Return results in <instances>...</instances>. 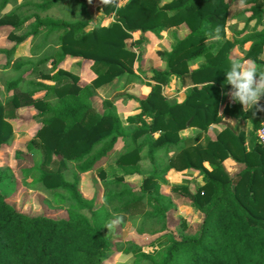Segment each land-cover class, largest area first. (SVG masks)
I'll return each instance as SVG.
<instances>
[{"label":"trees","instance_id":"trees-1","mask_svg":"<svg viewBox=\"0 0 264 264\" xmlns=\"http://www.w3.org/2000/svg\"><path fill=\"white\" fill-rule=\"evenodd\" d=\"M64 1L0 0V11L15 2L0 16V28H10L15 42L44 36L31 57L14 62L16 48L6 52V68L13 66L22 75L7 84L6 92L13 95L0 100V154L14 145L12 120L19 110L34 108L41 122L27 150L38 151L41 162L25 169L24 180L31 179L29 186L50 193L68 211V218L62 219L19 212L1 190L14 175L0 166V264H104L111 245L106 224L143 205L147 211L140 232L157 234L155 223L168 244L155 254L139 251L135 264H264V148L257 140L264 112L254 115V109L244 110L228 100L231 86L225 75L233 61L254 60L264 70V0H243L248 8L241 11L229 0H173L163 6V0H112L102 10L113 20L89 31L88 0H67L80 9L72 20L46 14ZM232 18L245 21V27L237 33L239 38L230 40ZM252 22L254 31L248 32ZM183 25L188 34L176 36L171 50L157 51L167 68L153 70L148 96L137 99L143 123L128 129L112 100L98 101L100 90L125 75H136L137 51L128 45L132 33L160 36ZM24 27L25 34H14ZM217 28L219 41L209 35ZM132 44L139 48L143 37ZM237 47L244 58H232ZM68 58L78 61L82 71L89 66L94 74L90 82L60 67ZM172 77L188 87L182 102L163 93ZM225 118L249 122L252 130L236 132L225 126L208 136ZM190 128L199 132L182 137ZM120 143L124 153L117 163L123 175L107 182L104 203L98 206L80 190L81 175L94 171ZM228 159L243 166L233 177L225 167ZM172 171L202 177L195 191L173 188L184 192L202 214L196 234H187L185 223H173L174 202L163 194ZM100 174L106 179L103 171ZM129 176L142 177V184L130 186L125 181Z\"/></svg>","mask_w":264,"mask_h":264},{"label":"rangeland","instance_id":"rangeland-1","mask_svg":"<svg viewBox=\"0 0 264 264\" xmlns=\"http://www.w3.org/2000/svg\"><path fill=\"white\" fill-rule=\"evenodd\" d=\"M127 1L128 0H121L120 4H124ZM171 1L173 0H163L160 6L168 4ZM229 1H235V11L248 8V6L241 4L240 0ZM19 3H23V1ZM14 5L15 2L0 11V16L9 13ZM78 12H80V9L76 7V5H68L67 0H65L58 8L52 9L46 14L57 19L72 20L76 18ZM250 16L251 14L247 15V17ZM89 19L92 27L98 24L108 25L110 23L108 20L103 19V15L96 14L95 12H92V15L89 14ZM240 27H245V21L232 18L228 23L227 34L233 36L235 32L239 31ZM254 27L255 22H252L248 28V32H253ZM175 29L179 30L177 31ZM261 29V26L258 27V30ZM172 30H175V33H173ZM10 32V28H0V100L2 101H5L8 97L13 95L12 92H6L8 82L22 75V72H16L13 66L6 68L8 59L6 52L13 47L16 48L13 57L14 62L23 57H30L31 50L33 49L32 47L39 46L43 42L42 39H44V36L36 38L29 37L26 41L17 43L11 38ZM25 32L26 28L24 27L16 30L14 34L20 36L25 34ZM188 32V27L183 25L179 28L163 31L160 36L154 33H147L148 35L143 34L141 31L132 33L131 38L128 40V45L137 51L138 60L136 61L135 67L136 75H125L111 86L104 87L100 90L101 97L98 99L99 102L103 99L112 100L118 107L120 115L128 129L134 130L143 123V118L140 116L141 109L139 108L137 99H145L148 96L151 86L154 85V82L151 80L153 70H165L167 68L166 62L158 56L157 51L160 49H165L167 51L171 50L172 46L176 44L175 37L178 36L183 38ZM141 37H143V44L138 48V46L132 43H135ZM60 67L80 74L82 78L88 82H90L94 76L89 66L85 67L82 71L78 61L70 58L62 62ZM34 78L35 76L28 77V79ZM177 81H173L172 78L170 88L167 89V85L163 88V93L169 99L172 97L171 100L176 102L181 99L180 92L181 88H183H180L181 84ZM187 92L188 89L186 93ZM34 111L35 109L31 107L21 108L18 118L12 120V125L15 130V142L12 148L0 154V166L4 169H11L14 177L4 182L1 190L7 201L23 214L29 216H46L54 219L68 218L67 206L65 204L57 202L56 198L46 191L33 189L29 186L32 182L31 179L27 182L24 180L25 169L38 166L41 162V154L38 151L30 152L27 150V144L35 137L39 129V123L41 122L40 118L33 116L32 113ZM145 119L149 122L151 121L148 117H145ZM225 126L233 128L236 132H239L243 128H249L243 123H238L230 119L224 120L218 128L222 129ZM194 134L195 132L186 134V132L183 131L182 137L192 136ZM207 135L211 137L215 136L212 128H210ZM122 146V143L118 144L114 152L102 160L94 171L81 175L79 184L80 190L86 198L95 200L98 206L104 203L105 195L108 191L106 186L107 182L113 181L115 177L123 175V171L117 163L119 155L124 153ZM225 167L232 177L243 168L242 165L237 166L232 161H226ZM101 171L104 172L106 179L101 176ZM167 179L169 184L163 186V194L166 197L172 198L174 202L176 210L173 215V223H185L188 226L186 230L184 229L185 232L191 235L196 234L203 216L191 206V201L185 196L184 192H175L173 188L176 186H187L191 188L192 191H195L198 184H203L202 177L196 172L179 174L178 172L172 171L167 175ZM125 181L130 186L135 187L142 184L143 178L139 176H129L125 178ZM146 211L147 206L143 205L134 213L119 214L116 217L122 218L120 226L109 230L105 227V232L110 239L111 245L104 264H135V255L139 251L155 254L168 244V237L165 232H161L159 230L160 226L155 223H153V229L157 230V234L145 235L140 232L143 226V214ZM84 213L91 216L88 210L84 211ZM114 218L110 219V221ZM148 230L147 227V231Z\"/></svg>","mask_w":264,"mask_h":264},{"label":"clouds","instance_id":"clouds-1","mask_svg":"<svg viewBox=\"0 0 264 264\" xmlns=\"http://www.w3.org/2000/svg\"><path fill=\"white\" fill-rule=\"evenodd\" d=\"M88 2L91 4L92 0ZM100 2L107 5L112 0H100ZM242 3L243 0H241ZM209 35L211 39L219 41V28ZM225 75L227 84L231 86L228 93L231 101L241 104L244 110L254 109V115L257 112H264V106L260 105L261 100L264 99V70L252 61L244 63L233 61L230 70ZM121 223L122 218L116 217L106 225V228L114 229Z\"/></svg>","mask_w":264,"mask_h":264},{"label":"crops","instance_id":"crops-1","mask_svg":"<svg viewBox=\"0 0 264 264\" xmlns=\"http://www.w3.org/2000/svg\"><path fill=\"white\" fill-rule=\"evenodd\" d=\"M119 2L121 1V0H118ZM102 6H103V4L100 2V0H92V2H91V4L89 3V9H88V12H89V14H91L92 15V12H95L96 14H100V15H103V19H106V20H108V22H111L112 20H113V18H108L107 16H106V14L103 12V10H102ZM97 18V17H96ZM90 27H92V25H90L89 26V30H92L94 27H92V28H90ZM244 28H242V27H240L239 28V31H237V32H235V34L233 35V36H230L229 34H228V38L230 39V40H233L235 37H240V36H237V33L238 32H240V31H242ZM175 30H179V29H175ZM175 30H172V32L173 33H175ZM148 35V34H147ZM250 46H251V43H248V44H246L245 45V49L246 50H248L249 48H250ZM33 48V47H32ZM244 56H245V54H244V52H242V50H240L238 47L233 51V53H232V58L233 59H242V58H244ZM31 57V56H30ZM247 61H252V62H254L257 66H258V63L256 62V61H254V60H245L244 62H247ZM263 68H264V65L262 66ZM195 68V67H194ZM84 70V69H83ZM93 78V77H92ZM173 78V81L175 80V82L178 80V79H176L175 77H172ZM172 78L170 79V81H169V83L167 84V86H166V88L168 89V88H170V86H171V81H172ZM179 84H181V82L178 80L177 81ZM182 87V85L180 86V88ZM187 87H183V88H181V92H180V100L178 101V102H181V101H184L185 100V98H186V95H187V93H186V91H187ZM172 98V97H171ZM171 98H170V100H171ZM228 100H230V97H228ZM263 105H264V102H263ZM33 116H35L36 115V111H34L33 113ZM263 116V115H262ZM227 119H230V118H225L224 120L226 121ZM231 120V119H230ZM233 121V120H232ZM243 124H245V125H247L249 128H247V131H248V133L252 130V125L249 123V122H247V123H243ZM221 126V124L220 125H213L211 128H212V130H213V132H214V134L215 135H217V134H219L220 132H221V130L223 129H219L218 127H220ZM217 128H218V130H217ZM184 132H186V134L187 133H189V132H195V134H197L198 132H199V129H197V128H190V129H187V130H185ZM197 132V133H196ZM194 134V135H195ZM194 135H192V136H194ZM192 136H187V137H184V138H188V137H192ZM227 161H232L235 165H240V164H238V163H236V162H234L233 160H227ZM175 172V171H174ZM180 174V173H179ZM88 199V198H87Z\"/></svg>","mask_w":264,"mask_h":264},{"label":"built area","instance_id":"built-area-1","mask_svg":"<svg viewBox=\"0 0 264 264\" xmlns=\"http://www.w3.org/2000/svg\"><path fill=\"white\" fill-rule=\"evenodd\" d=\"M257 140L258 143L264 148V120L257 131Z\"/></svg>","mask_w":264,"mask_h":264}]
</instances>
